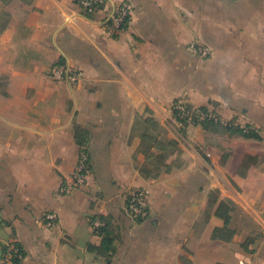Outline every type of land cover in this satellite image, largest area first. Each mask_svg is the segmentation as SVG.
I'll return each mask as SVG.
<instances>
[{"label":"crops","instance_id":"1","mask_svg":"<svg viewBox=\"0 0 264 264\" xmlns=\"http://www.w3.org/2000/svg\"><path fill=\"white\" fill-rule=\"evenodd\" d=\"M59 65L83 79L55 81ZM176 102L257 136L184 124ZM83 151L86 182L65 189ZM0 264H264V0H109L92 16L0 0Z\"/></svg>","mask_w":264,"mask_h":264},{"label":"built area","instance_id":"2","mask_svg":"<svg viewBox=\"0 0 264 264\" xmlns=\"http://www.w3.org/2000/svg\"><path fill=\"white\" fill-rule=\"evenodd\" d=\"M109 0H76V4L82 10V13L86 16H92L101 11L107 6ZM130 16V10L125 4L114 5L108 14V20L114 27H123ZM191 48L197 52V54L205 58L210 55V49L203 45L199 41L191 43ZM50 76L55 81H64L70 85H74L84 77L82 71L77 70L74 67L59 65L54 67ZM172 112L175 118L184 124H204V123H222L225 126L239 127L235 121H226L219 117L217 114L200 109L195 106L188 105L182 102H176L172 105ZM243 129H246L245 127ZM89 170V157L88 154L83 151L80 154L79 162L72 175V178L65 185L67 188H77L86 182L87 174ZM128 212L134 220H143L149 216V207L146 198V194L141 189H133L128 195ZM45 224L48 227L54 226L56 222V215L47 213L44 216ZM93 228L98 231L104 226V223L100 219L92 221ZM8 260H14L15 258L21 259L22 255L16 246L15 242L9 243Z\"/></svg>","mask_w":264,"mask_h":264},{"label":"trees","instance_id":"3","mask_svg":"<svg viewBox=\"0 0 264 264\" xmlns=\"http://www.w3.org/2000/svg\"><path fill=\"white\" fill-rule=\"evenodd\" d=\"M75 68H76L77 70H79V71H82V69H80V68H77V67H75ZM82 72H83V71H82ZM83 73H84V72H83ZM203 110H205V109H203ZM231 122H232V121H231ZM210 124H211V123H204L203 126H204V127H208ZM226 128H227L228 131L238 132V133H241V134H243L244 136H247V137H256V136H257L256 133H255L254 131L250 130V129L247 128V127H245L246 129H243V128H240V127L226 126ZM127 198H128V197H127ZM127 206H128V199H127ZM44 216H45V215H44ZM101 219H102V218H101ZM102 220H104V219H102ZM136 221H140V220H136ZM105 229H106V224H104V226L101 227V228L98 230V232H99V233H104ZM15 244H16V246L18 247V249H19L21 255L23 256V252H22L21 247L18 245V243H15ZM103 248H104L106 251H110V250L112 249V240H111L110 238L107 237V238H105V239L103 240ZM15 262H16V263H19V262H20V259L15 258Z\"/></svg>","mask_w":264,"mask_h":264}]
</instances>
